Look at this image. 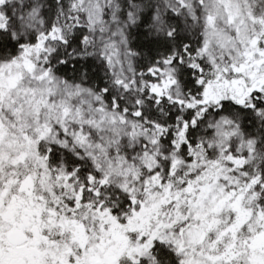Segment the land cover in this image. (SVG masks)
Here are the masks:
<instances>
[{
	"label": "snow or ice",
	"instance_id": "snow-or-ice-1",
	"mask_svg": "<svg viewBox=\"0 0 264 264\" xmlns=\"http://www.w3.org/2000/svg\"><path fill=\"white\" fill-rule=\"evenodd\" d=\"M0 264H264V0H0Z\"/></svg>",
	"mask_w": 264,
	"mask_h": 264
}]
</instances>
